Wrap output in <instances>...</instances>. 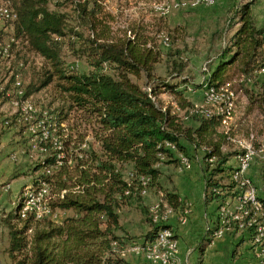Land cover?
Here are the masks:
<instances>
[{
    "label": "trees",
    "instance_id": "obj_1",
    "mask_svg": "<svg viewBox=\"0 0 264 264\" xmlns=\"http://www.w3.org/2000/svg\"><path fill=\"white\" fill-rule=\"evenodd\" d=\"M3 1L9 3L15 19L5 22L4 28L11 30L7 45L3 39L8 34L0 31V51L7 46L8 53L16 55L9 68V81L0 90V101L14 100L21 105L55 84L70 100V111L81 112L88 120L94 119L96 125L92 141L88 142L85 135L73 138L62 134L61 125L66 118L62 109H47V117L42 112L38 114V122L45 118L44 126L52 123L57 132L52 133L53 127L49 126V138L38 143L46 156L36 167L40 173L33 183L37 188L39 180L47 187L50 211H71L73 215L58 223L48 218L37 220L36 211H25L21 199L11 215L21 228L8 226L10 253L18 252L21 258L17 264H128L122 258L128 242L118 234L125 232L119 212L135 208L148 216L150 229L142 246L152 242L160 229H172L168 223H153L154 215L144 207L143 197L148 192L160 193L162 203L172 212L182 214L184 205L175 188L162 186L158 165L173 157L171 149L188 157L183 142L192 150L203 151L204 204L208 206L226 195H234L237 185L232 175L236 168L226 164L242 151L225 154L222 149L228 139L218 129L222 119L206 117L204 110L195 108L179 90L188 79L182 75L181 63L174 70L170 68L169 80H160L155 77L154 68L161 53L148 37L136 32L132 37L111 40L106 29L84 37L69 27L66 15L50 10L47 0ZM74 11L95 31L99 24L95 9L88 11L84 3ZM237 14L240 26L212 67L205 89L218 92L234 81L231 71L236 70L242 78L253 79L257 92L247 94L248 100L264 114V27L255 26L250 5L242 6ZM164 41L169 47V37ZM19 44L42 60L43 66L37 72H30L29 61L16 51ZM65 48L85 58L90 70L79 73L66 65ZM260 72L263 74L258 79ZM142 77L145 86L138 83ZM176 79L180 83H174ZM12 87L18 93L7 96ZM162 92L175 98L188 126H183L184 120L178 114L158 106L157 96ZM53 137L55 143L51 142ZM225 179L231 183L221 184ZM258 200L262 208L260 217L264 218V200ZM261 221L258 218L256 222ZM251 227L254 230L249 228L248 236L253 241L257 227ZM214 228H207L198 242L196 264H203L202 257L212 243L216 225Z\"/></svg>",
    "mask_w": 264,
    "mask_h": 264
},
{
    "label": "rangeland",
    "instance_id": "obj_2",
    "mask_svg": "<svg viewBox=\"0 0 264 264\" xmlns=\"http://www.w3.org/2000/svg\"><path fill=\"white\" fill-rule=\"evenodd\" d=\"M180 1L185 2L184 0H47L49 9L66 15L69 27L82 33L84 37H90L96 31L100 33L106 29L111 40L132 37L136 32L151 39L153 46L161 53L160 61L154 68V75L160 80H169L170 74H172L170 71L176 69V65L181 63L184 68L182 75L188 78L187 85L180 88L184 97L195 108L203 109L206 117L222 119L218 129L228 139L227 145L222 149L225 154L230 155L236 151H242L232 157L226 166L236 168V171L239 172L237 157L244 156L246 153L255 154L250 166H247L244 171L245 181L250 183L249 188L242 190L241 188L245 186L239 185L238 187L237 180H234L235 171V174L232 175V179L237 185L233 191L234 195H226L223 200L216 203V217L212 216L211 220L208 219V226H204L203 233L200 232V235L195 237L196 239L201 238L207 228L215 229V225L217 227L218 224L222 226V221L226 222L227 218L226 228L228 230L224 231L222 237H215L213 234L211 243L213 245L203 257V264H262L264 248L260 251L248 236V226L256 225L253 223L258 218H252V220L250 219L252 222H250L244 215V210H237L238 198L244 196L247 189L248 192L251 189L255 192L257 200H264V114L248 100L250 94L257 92V87L254 86L253 79L242 78L236 70L231 71L235 77L234 81L222 87L224 89L220 88L216 92L217 94L215 93L216 95H209V90L205 87L212 67L218 62L219 55L229 47V39L240 26L237 10L244 5H250L255 26L263 28L264 0H215L213 4L207 3V6L201 5L194 8L193 2L180 3ZM84 3H87L88 11L95 9L97 12L96 17L99 24L96 25L95 31L80 20L74 11L77 5ZM4 4L7 3L0 0V7H3ZM5 10L0 9V13ZM10 31L9 28H3V33L8 34L3 39L5 45L9 41ZM69 37L70 34L67 33L66 38L69 39ZM167 37L170 39L169 47L164 41ZM16 51L19 52L21 58L29 61L30 72L32 70L37 72L43 66L42 60L30 53L25 46L19 44ZM0 55V90H2L11 76L12 72L9 71V68L16 53L10 55L7 46H5L3 51H0ZM63 59L66 65L79 73H87L90 70L85 58L76 56L69 48L64 49ZM261 74L263 73L258 74L260 75L258 79ZM174 81H176L174 83H180L177 79ZM138 83L145 86V79L142 77ZM15 86L18 85L15 84ZM15 91L17 90L12 87L7 92V96L16 95L18 92ZM174 99L168 93L162 92L157 96L156 101L163 110L170 109L171 113L178 114L184 120L183 126H188L189 123L183 117V112L178 109ZM69 105L70 100L60 92L55 84H51L35 96L22 101L21 105L14 100L0 101V264H17L21 259L18 252L10 253L8 226H14L16 229L21 228V225L12 219L11 215L21 199L26 205L25 211L29 209L27 202L35 199L37 188L33 181L40 173L36 167L46 156L38 143L40 140L49 138L47 130L49 126L53 127L52 133L57 132V128L54 124L51 125L52 123L44 126L45 118L44 121L38 122V114L42 112V116L47 117L48 112H45L47 109L58 112L62 109V113L66 114L64 124L61 125L64 128L62 134L70 135L73 138L75 135L81 134L85 135V141H92L93 129H96L94 119L88 120L81 112L70 111ZM47 120L49 121V118H46ZM51 142H56L54 137ZM183 144L186 143L183 142ZM188 149V157L182 156L175 149L172 158L165 159L158 165L162 174L161 184L164 188H174L173 175L170 172L179 174L194 172L196 175L192 177V187L196 192L198 189L203 190V181L205 180L203 151L192 150L191 147ZM180 155L182 162L188 168L180 164L178 159ZM252 167H254L255 176L259 178V189L263 198L258 196V189L248 176ZM197 175H201L203 181ZM230 183L227 179L221 182L223 185ZM160 204H162L161 209L160 207L155 208ZM143 205L154 215V224L164 221L165 212L169 213L166 220L168 223L175 213L161 202L160 193H146L143 197ZM42 207L43 205L37 209V220L48 218L52 222L58 223L63 217L73 215L71 211L46 212ZM190 208L188 203L184 204L182 214L178 216L179 223L186 219ZM249 212L250 214L253 212L250 205ZM221 213L226 218L220 215ZM119 216L125 232H118V234L128 242L122 258L128 264H151L153 260L148 258V252L135 251V248H141L143 238L150 229L148 216L143 215L135 208L122 209ZM256 216L260 217V214L256 213ZM158 224L161 223L156 225ZM217 228L214 233L218 232ZM170 231L177 240L174 230ZM226 236L234 238V244L232 249L230 248L227 253H222L218 259L216 252H212V249L217 241ZM27 238H29V234ZM174 243L178 253V241ZM157 257L159 258V256ZM158 258L155 259L158 260ZM195 262L196 260L194 264ZM153 264L160 263L153 261ZM173 264H176V257H173Z\"/></svg>",
    "mask_w": 264,
    "mask_h": 264
},
{
    "label": "crops",
    "instance_id": "obj_3",
    "mask_svg": "<svg viewBox=\"0 0 264 264\" xmlns=\"http://www.w3.org/2000/svg\"><path fill=\"white\" fill-rule=\"evenodd\" d=\"M181 87L182 86H180V88ZM184 145L189 153L188 147L191 146L188 145L187 143ZM170 173L173 175L172 182L175 188V192L179 196L180 201L182 202L183 205L188 203V205H190L191 207L189 210L190 213L187 214L186 219L181 223H179L178 216L180 215V212L178 211L174 213L173 217L168 222V224L172 227V229L176 234L177 240L174 237L175 240L178 241V253L176 257V264H194L195 260H196L195 262L196 264L197 259L199 257L197 245L203 236L201 238L199 237L198 239H196L195 237L198 234L200 235V232L201 234L203 233L204 226L205 227L208 226V222H209L208 219L211 220L212 216L216 217V212H215L216 203H212L208 206L204 204V181L201 175L200 176L197 175V176L200 177V179H202L203 181V190L198 189L196 192L191 184L192 177L196 175L194 172L185 173V174H179L178 172H170ZM255 174L256 173L254 172V167H252L248 172V176L250 177V179L253 180V183L257 187L258 196H260V198H263L262 193L259 189L260 188L259 178L255 176ZM233 239L234 238L230 236H226L215 243L212 252H216V256L218 259H220L222 253L224 252L227 253L230 250V248L232 249L235 240ZM212 245L208 246L205 249L203 257L206 255L209 249L212 248ZM203 257H202V263H203Z\"/></svg>",
    "mask_w": 264,
    "mask_h": 264
},
{
    "label": "built area",
    "instance_id": "obj_4",
    "mask_svg": "<svg viewBox=\"0 0 264 264\" xmlns=\"http://www.w3.org/2000/svg\"><path fill=\"white\" fill-rule=\"evenodd\" d=\"M184 1L185 2L180 1V3L193 2V8L197 7V6H201V5L207 6V0H184ZM0 9L9 10V17H6V18L0 20V31H1V29L4 28L5 22L7 20H14L15 19V14L13 11H10L9 3L4 4V6L0 7ZM209 95H211V91H209ZM169 147H171V146H169ZM171 152H173L172 149H171ZM254 156H255V154L246 153V158L243 159V162H242L241 172H237V185H238V187H239V185H245L244 167L250 166L251 160L254 158ZM178 159H179L180 164L183 167L188 168V166H185V163L182 162L181 155L178 157ZM47 198H48L47 187L43 183H41L39 180H37V191H35V199H32V201L27 202L29 204V210H36V216H37V211H38L37 209L40 208L41 205H43V207H42L43 210L46 212H50V209L48 207ZM238 200H239V204L237 206V210H244V215H246L247 218H261L263 221V217H257L256 214H250V212H249V204H253V203L250 200H248V189H247V195L246 196H239ZM155 208H159V205L155 206ZM257 209H260V208L257 207ZM168 214H169L168 212H165L164 213V221L157 222V223H162V222L166 223V220L168 219V216H167ZM220 215H223V214L221 213ZM220 217H222V216H220ZM223 217L226 218V216H224V215H223ZM235 220H237V219H235ZM226 225H227V218H226V222H224V220H223L222 226H220V224H218L219 227L218 226H217L218 228L216 227L218 229V237H222L224 231L228 230L226 228ZM240 227H242V225H240ZM249 228H253V227L248 226V229ZM253 230H254V228H253ZM162 242H165V240L162 239L160 243H162ZM253 242L259 247L260 251L262 248H264V224H263V236H255V234H254ZM158 244L159 243L153 244L152 248H143V246H141V248H135V251H137V252H139V251L156 252V254H158ZM173 257H177V246H173V244H170V260H164L161 264H173ZM151 264H153V261ZM262 264H264V263H262Z\"/></svg>",
    "mask_w": 264,
    "mask_h": 264
},
{
    "label": "bare ground",
    "instance_id": "obj_5",
    "mask_svg": "<svg viewBox=\"0 0 264 264\" xmlns=\"http://www.w3.org/2000/svg\"><path fill=\"white\" fill-rule=\"evenodd\" d=\"M214 1L215 0H207V3H212L213 4ZM6 17H9V12H7V10H5L3 13H0V20L4 19ZM222 89H224V88H222ZM209 91H211L212 95H216L217 94L216 92H214L212 90H209ZM211 103H212V101H211ZM245 158H246V154L244 156H238L237 157V160L239 161V172H241L242 162H243V159H245ZM246 168H247V166L244 167V171L246 170ZM234 180H237V171H236V175L234 176ZM249 185H250V183L248 181H245V185H242V186H245V187L241 188V189L243 190L245 188H249ZM246 195H247V192L245 193L244 196H246ZM248 200H250L253 203V204H249L251 206V208H253L252 214H256V213L260 214L261 209H262L261 208V204L256 199L255 192L252 189L249 190V192H248ZM257 207L260 208V209H257ZM251 220H252V218H251ZM255 221H256V219H255ZM250 222H252V221H250ZM253 224H256V227H257L255 236H263L264 220L261 221L260 223L254 222ZM214 235H215V237H218V232L214 233ZM162 239H164L165 242L160 243ZM174 242H176V241H175V239L173 237V233L170 230L161 229V230L158 231L155 239L152 242L145 243V247L144 248H152L153 244L159 243L158 244V254H156V252H148V258L151 259V261L153 260V261L158 262V263L161 264L164 260H170V244H173V246H176ZM157 256H159V258ZM155 258H158V260H156ZM262 263H264V257L262 258Z\"/></svg>",
    "mask_w": 264,
    "mask_h": 264
}]
</instances>
